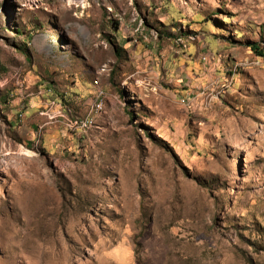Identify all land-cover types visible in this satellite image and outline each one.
<instances>
[{
	"label": "rangeland",
	"instance_id": "obj_1",
	"mask_svg": "<svg viewBox=\"0 0 264 264\" xmlns=\"http://www.w3.org/2000/svg\"><path fill=\"white\" fill-rule=\"evenodd\" d=\"M80 2L0 0V264H264V0Z\"/></svg>",
	"mask_w": 264,
	"mask_h": 264
},
{
	"label": "bare ground",
	"instance_id": "obj_2",
	"mask_svg": "<svg viewBox=\"0 0 264 264\" xmlns=\"http://www.w3.org/2000/svg\"><path fill=\"white\" fill-rule=\"evenodd\" d=\"M74 1V0H73ZM79 1H81V2H83V0H79ZM80 2V3H81ZM96 107H98L99 109H101L102 108V105L101 104H99V105H97ZM30 152V154H31V151H29Z\"/></svg>",
	"mask_w": 264,
	"mask_h": 264
},
{
	"label": "trees",
	"instance_id": "obj_3",
	"mask_svg": "<svg viewBox=\"0 0 264 264\" xmlns=\"http://www.w3.org/2000/svg\"><path fill=\"white\" fill-rule=\"evenodd\" d=\"M254 49H255L256 51H259V49H260V48H259V45H255V46H254Z\"/></svg>",
	"mask_w": 264,
	"mask_h": 264
}]
</instances>
